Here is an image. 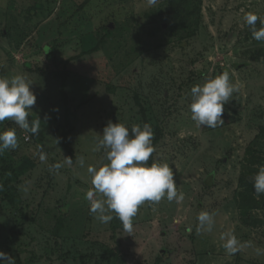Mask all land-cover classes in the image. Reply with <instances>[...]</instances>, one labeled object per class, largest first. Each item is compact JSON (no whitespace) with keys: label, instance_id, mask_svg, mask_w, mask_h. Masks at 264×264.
Instances as JSON below:
<instances>
[{"label":"rangeland","instance_id":"obj_1","mask_svg":"<svg viewBox=\"0 0 264 264\" xmlns=\"http://www.w3.org/2000/svg\"><path fill=\"white\" fill-rule=\"evenodd\" d=\"M181 12L184 26L170 0H0V77H26L36 95L29 119H40L35 135L0 123L16 130L18 146L3 154L18 169L28 212L36 211L17 224L0 204V251L15 264H264V194L252 183L264 165V41L243 22L247 12L264 17V0H194ZM224 71L239 87L224 124L198 127L190 89ZM109 121L130 135L134 124L149 123L154 136L162 129L153 162L169 164L183 195L145 202L131 233L113 235L85 199L87 167L107 163L94 149ZM65 157L71 166L49 170ZM253 196L257 225L244 223L239 208ZM201 211L213 214L210 232L196 230ZM229 232L240 243L234 255L221 246Z\"/></svg>","mask_w":264,"mask_h":264},{"label":"clouds","instance_id":"obj_2","mask_svg":"<svg viewBox=\"0 0 264 264\" xmlns=\"http://www.w3.org/2000/svg\"><path fill=\"white\" fill-rule=\"evenodd\" d=\"M150 5L157 0H148ZM259 21V28L257 22ZM243 22L251 30L252 37L264 41V17L247 12ZM49 49H46V52ZM30 83L22 74L11 77H0V123L10 120L29 134L40 132V119L30 120L29 109L36 104V95L31 90ZM238 85L230 80L227 71L207 79L203 84L191 87V103L189 105L191 120L198 127L216 128L224 124L222 119L224 105L228 103ZM121 123L109 121L103 128L102 138H97L95 151L105 150L107 163L96 167L89 165L87 172L91 178L92 189L85 194L89 202V213L101 223H108L114 213L126 233L133 231V218L145 202L159 203L166 198L169 202L183 200L178 194L172 168L168 163L148 161L155 151L152 143L154 133L148 123L134 124L130 128ZM18 146L16 130L9 128L0 131V154L6 150H14ZM43 161L45 157L41 155ZM71 157H65L63 163L49 166L50 171H58L65 165L71 166ZM84 158H79V164L84 166ZM254 192L257 197L264 194V165L260 166L252 177ZM97 196L102 198H96ZM197 232L212 231L213 214L201 211L197 216ZM189 231L191 229L189 228ZM222 247L228 255L240 251V243L231 232L222 234ZM258 253L260 252L257 249ZM0 264H15V260L0 251Z\"/></svg>","mask_w":264,"mask_h":264},{"label":"trees","instance_id":"obj_3","mask_svg":"<svg viewBox=\"0 0 264 264\" xmlns=\"http://www.w3.org/2000/svg\"><path fill=\"white\" fill-rule=\"evenodd\" d=\"M194 0H170L171 9L173 12V16L175 19L180 20L182 26L185 24V15L190 16L192 12H187L185 15L182 14L181 8L183 6H188L191 4ZM201 1V0H199ZM198 7L200 9V6H195V9L198 10ZM197 12V11H196ZM149 124V123H148ZM161 133H163L162 129L157 128L156 136L153 138V145L155 146L156 141L160 139ZM70 140H71V133L67 134L66 137V147L68 151L70 152V155H73V150L70 147ZM153 162V154L150 157L148 163L149 165ZM21 177L18 172V169L16 168L15 164L8 159L4 154H0V204L5 203L7 205V209L12 214V216L15 218L16 223L18 224L17 216L19 215H29L35 214V212H28L29 209V203L24 201V198L22 196V190H21ZM250 203L247 202V197L240 203V213L241 218L244 223L246 224H252L257 225L258 220L251 217V211L250 209L253 207H258L259 201L255 199L253 196L252 198H249ZM113 219L111 220L110 228L111 231L116 233V231L121 228L123 229V226L118 218L115 217V214L113 213ZM33 219H35L34 215L31 216ZM58 224H61V220H58ZM58 232V229L55 230ZM110 255L112 256L114 254L113 250H110ZM109 257V255L107 256ZM81 259L83 262H86L88 258H85L83 255L81 256ZM109 260V259H108Z\"/></svg>","mask_w":264,"mask_h":264}]
</instances>
